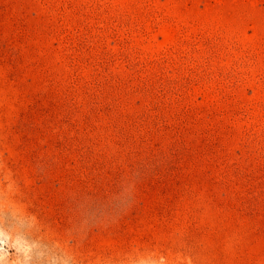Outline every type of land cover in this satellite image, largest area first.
Returning a JSON list of instances; mask_svg holds the SVG:
<instances>
[{"label":"rangeland","instance_id":"1","mask_svg":"<svg viewBox=\"0 0 264 264\" xmlns=\"http://www.w3.org/2000/svg\"><path fill=\"white\" fill-rule=\"evenodd\" d=\"M0 264H264V0H0Z\"/></svg>","mask_w":264,"mask_h":264}]
</instances>
